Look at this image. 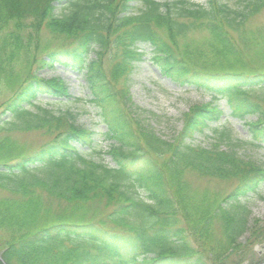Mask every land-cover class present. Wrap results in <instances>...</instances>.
Instances as JSON below:
<instances>
[{"label":"trees","instance_id":"trees-1","mask_svg":"<svg viewBox=\"0 0 264 264\" xmlns=\"http://www.w3.org/2000/svg\"><path fill=\"white\" fill-rule=\"evenodd\" d=\"M134 1L0 0V82L11 93L1 104L0 264H241L264 247V221L241 202L264 185V167L241 154V144L264 147V25H251L264 0H138L132 12ZM141 44L162 78L211 99L188 108L171 140L132 101ZM55 64L81 74L85 97L33 70ZM217 100L248 139L217 125ZM70 101L95 108L106 150L71 111L50 107ZM205 132L209 147L191 144ZM26 135L41 143L20 145ZM102 154L110 163L91 157ZM188 173L234 188L201 193Z\"/></svg>","mask_w":264,"mask_h":264},{"label":"rangeland","instance_id":"rangeland-1","mask_svg":"<svg viewBox=\"0 0 264 264\" xmlns=\"http://www.w3.org/2000/svg\"><path fill=\"white\" fill-rule=\"evenodd\" d=\"M163 1V0H157ZM197 4L205 3V0H189ZM223 3L229 6H235L238 0H221ZM138 2H134L133 11H135ZM57 14H60L63 7L55 6ZM252 26L264 25V11L260 13L258 17L251 23ZM47 38H43L45 42ZM58 43H52L51 47H58ZM139 51L145 52L146 55L142 62L134 65V68L129 75L128 85L132 101L134 105L140 111H146L154 114L155 117L151 118V124L155 132L164 140H171L176 137L180 132L183 123V115L188 108L195 105H203L211 101L210 96L204 93L197 92L191 89L177 90L171 87L169 83L161 79L155 69L152 67L148 60L151 53V49L148 45L141 44L138 46ZM24 66L16 64L14 66V73H21ZM64 66L55 65L53 69L37 70V75L40 78H51L59 77L65 80L68 84L69 93L72 98L85 97L86 91L82 88V76L79 73L72 72L70 70L63 69ZM4 86L0 82V121L6 120L5 114H2L1 104L9 99L11 96L10 92H6L3 89ZM74 99V100H75ZM224 112L223 118L217 125H225L230 131L231 135L237 140L248 139V133L246 128L243 127V122H238L231 119L229 111L225 107L223 100H217L215 102ZM50 107L56 113L69 110L75 115V122L81 126L86 127L96 135L99 140L100 149L106 150L107 142L104 141L101 133L105 131V126L101 123L98 118L95 108L91 107L86 102L70 101L67 105L51 103ZM148 116V115H147ZM148 118H150L148 116ZM251 119V118H250ZM216 125H213V127ZM20 145L27 148H36L41 140L33 135H26L20 137ZM213 142V137L208 132L202 134H195L191 141L194 146H200L202 148L209 147ZM221 149H225L226 145H221ZM241 154L245 158H249L258 165L264 167V147H251L249 145L241 144ZM95 160H104V162L110 163V158L102 154L101 156L91 155ZM185 179L192 190H197L201 193L204 191L209 194L226 195L231 192L234 188V184L231 181H217L213 179H207L197 176L192 173L185 175ZM241 202L246 205L249 210V219H259L264 221V185L258 189L253 195H248L241 199ZM110 229V228H109ZM192 247L195 248L193 244ZM247 251L244 248L243 252ZM248 256L241 264H246L250 260H260L264 264V247L263 246H252L248 249ZM179 262V261H176ZM164 264V263H161ZM178 264V263H176Z\"/></svg>","mask_w":264,"mask_h":264}]
</instances>
